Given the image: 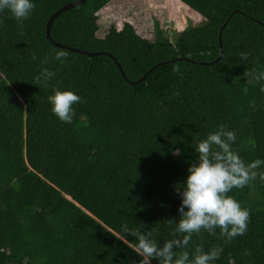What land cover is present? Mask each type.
I'll list each match as a JSON object with an SVG mask.
<instances>
[{"label":"trees","instance_id":"1","mask_svg":"<svg viewBox=\"0 0 264 264\" xmlns=\"http://www.w3.org/2000/svg\"><path fill=\"white\" fill-rule=\"evenodd\" d=\"M76 1L32 0L23 27L0 12V264H138L122 226L161 245L174 238L178 191L208 133L225 125L246 164L264 160V80L247 75L264 72V0H177L203 24L173 43L158 29L145 40L126 22L99 38L97 14L111 0H85L53 19L49 37L106 55L64 50L67 61H57L63 49L45 40V24ZM109 56L129 82L156 67L130 85ZM45 67L56 73L48 87L35 79ZM53 88L81 97L72 123L52 112ZM227 195L250 210L246 233L229 240L202 229L182 250L191 261L197 247L219 246L213 264H264V180Z\"/></svg>","mask_w":264,"mask_h":264},{"label":"clouds","instance_id":"2","mask_svg":"<svg viewBox=\"0 0 264 264\" xmlns=\"http://www.w3.org/2000/svg\"><path fill=\"white\" fill-rule=\"evenodd\" d=\"M35 9L32 0H0V12L9 11L20 27ZM3 20H0V25ZM248 52H242L240 59L247 61ZM68 53L57 50L53 59L66 62ZM32 60L37 56L32 55ZM47 58L41 60L47 64ZM173 72L179 73V65L173 66ZM56 73L49 68H42L35 77L37 83L48 87L49 81ZM247 75L255 81L264 80V72L250 71ZM264 90V89H262ZM52 112L64 123H72L75 115L73 105L81 102V97L70 90L53 88V94L48 97ZM234 131L226 130L225 125H220L216 131L207 134L205 139L198 142V153L195 163L188 167V175L183 182V187L178 191L181 204L178 207L179 219L175 221L176 227L173 239L159 244L152 238L150 232L145 233L139 229H130L127 224L122 226V232L127 236L135 237V253L141 257L138 264H213L220 257L223 248L214 246L209 251L197 247L193 259L189 260V252L185 249L190 243L194 233L202 229L213 233L218 227L221 234L229 240L246 233L250 220V210L242 208L240 203L227 195L233 188H243L257 176L264 180V172L257 173L264 160L256 159L245 163L239 154L232 150L231 145L236 140ZM187 209V210H185ZM172 224L174 221L169 220ZM177 249L182 251L177 252Z\"/></svg>","mask_w":264,"mask_h":264},{"label":"rangeland","instance_id":"3","mask_svg":"<svg viewBox=\"0 0 264 264\" xmlns=\"http://www.w3.org/2000/svg\"><path fill=\"white\" fill-rule=\"evenodd\" d=\"M97 16L99 38L110 25L119 29L126 22L145 40L152 41L158 29L173 43L183 29L203 24L200 16L177 0H111Z\"/></svg>","mask_w":264,"mask_h":264},{"label":"water","instance_id":"4","mask_svg":"<svg viewBox=\"0 0 264 264\" xmlns=\"http://www.w3.org/2000/svg\"><path fill=\"white\" fill-rule=\"evenodd\" d=\"M85 0H78L76 2H73V3H68V4H65L63 5L62 7H60L59 9H57L56 11H54L52 14H50V16L48 17L47 21H46V24H45V31H44V37H45V40L48 42L49 45L55 47V48H58V49H63V50H66V51H69V52H72V53H76V54H80V55H83V56H86L88 58H93L95 56H98V55H106L104 53H87V52H84V51H79V50H76V49H73V48H70V47H67V46H63V45H60L58 43H55L53 42L50 37H49V29H50V25L53 21V19L55 17H57L60 13L62 12H65L69 9H73L81 4L84 3ZM230 16H228L224 22V24L220 27L219 29V32H218V47H219V56L218 58L214 61V62H217L219 59H220V56H221V45H220V33H221V30L223 29V27L225 26V24L227 23L228 19H229ZM109 58L111 59V61L113 62V64L115 65V67L117 68L121 78L128 84L130 85H133V84H138L140 83L143 78L145 77V75L147 73H149L151 70H153L156 66H153L152 68H150L144 75H142L137 81L135 82H129L127 80H125V77L119 67V64L115 61V59L111 56H109ZM166 62L162 63V64H165ZM158 65H161V64H158Z\"/></svg>","mask_w":264,"mask_h":264}]
</instances>
